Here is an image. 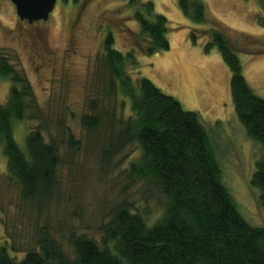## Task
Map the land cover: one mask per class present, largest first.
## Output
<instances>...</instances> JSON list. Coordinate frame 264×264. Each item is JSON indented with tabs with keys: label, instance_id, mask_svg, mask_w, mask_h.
<instances>
[{
	"label": "trees",
	"instance_id": "1",
	"mask_svg": "<svg viewBox=\"0 0 264 264\" xmlns=\"http://www.w3.org/2000/svg\"><path fill=\"white\" fill-rule=\"evenodd\" d=\"M73 1L71 15L81 5L74 7L78 1ZM93 2L81 3L87 7ZM103 2L108 6V2ZM109 2L117 8L99 11L91 22L98 47L91 80L96 100L79 111L81 104L76 113L65 110V118L77 132L68 122L65 125L64 118L51 124L43 119L26 75L0 54V80L8 84L7 99L0 103L5 177L20 189L22 199L49 202L56 193L54 181L63 167V158H74L83 142H97L104 135L100 142L105 148L99 154L105 160L113 161L114 154L127 146L136 147V155L123 174L159 198L162 210L149 223L146 206L116 205L99 241L85 236L69 237L70 257L44 231L35 242L37 249L20 259L15 257L18 251L14 246L4 241L0 243V264H264V225L252 226L241 216L199 115L184 111L149 80L131 78L132 71L138 68V57L169 49L168 21L155 13L149 0ZM257 2L264 12V0ZM178 5L195 25H210L209 32H213L205 51L216 47L231 72L234 115L246 137L262 152L254 164L249 185L257 194V207L264 210V99L248 86L237 51L226 40L224 31H232L210 18L200 0H178ZM121 17H126V21H121ZM116 18L120 19L119 26L114 22ZM132 23L135 28L130 26ZM76 28H68L71 47L77 46L73 44L77 41ZM192 41L197 43L195 34ZM115 42L119 49L114 48ZM34 43L39 49V44ZM74 55H79L76 49ZM117 109L120 115L116 117ZM38 119L40 125L26 130L22 142H18L16 128ZM55 128H61L58 138L51 133ZM45 133L48 140L44 139Z\"/></svg>",
	"mask_w": 264,
	"mask_h": 264
},
{
	"label": "rangeland",
	"instance_id": "2",
	"mask_svg": "<svg viewBox=\"0 0 264 264\" xmlns=\"http://www.w3.org/2000/svg\"><path fill=\"white\" fill-rule=\"evenodd\" d=\"M77 1L74 7L81 5L74 15H71L73 0H56L47 21L28 24L18 19L9 0H0V54L6 56L19 73L23 71L26 75L43 119L51 124L64 118L65 125L68 122L75 132L77 128L65 118V110L76 113L81 104L79 111L84 110L89 101L96 100L91 80L98 47L91 22L99 11L117 8L109 5V0H94L87 7L82 0ZM103 1L108 2V6H104ZM149 1L155 13L169 23V49L150 57H138V68L132 71L131 78L149 80L163 94L175 99L184 111L199 115L241 216L252 226L264 225V210L257 207V194L249 185L254 164L262 155L261 148L246 137L236 120L230 97L229 68L216 47L205 51L213 32H209L210 25H195L182 14L178 0ZM200 1L210 18L232 31L228 34L224 31L226 40L237 51L248 86L264 99V12L257 0ZM126 11L123 6L122 12ZM125 19L121 17V21ZM119 20H114L118 26ZM70 25L77 26L75 48L70 46L67 37ZM130 26L136 27L133 23ZM192 34L197 36L195 44ZM34 42L39 44V49L34 47ZM114 48H118L117 42ZM74 49L79 52L76 58ZM7 94L8 84L0 80V103L7 99ZM115 115H120L119 109ZM40 123L39 119L29 120L24 126H18L16 140L22 142L23 133L36 129ZM60 130L55 128L51 133L58 138ZM103 137L97 139L99 143L83 142L74 158L69 155L63 158V167L55 176V196L43 203L22 199L20 189L7 180L0 147V243L6 241L14 246L18 251L16 258L37 249L35 242L39 241L42 231L70 257L69 237L85 236L99 241L103 227L118 204L133 208L146 206L147 222L156 220L162 210L159 198L144 191L141 185L133 184L123 174L136 155V147H125L114 154L113 161H108L99 154L105 148L100 142ZM44 139H49L46 133Z\"/></svg>",
	"mask_w": 264,
	"mask_h": 264
},
{
	"label": "water",
	"instance_id": "3",
	"mask_svg": "<svg viewBox=\"0 0 264 264\" xmlns=\"http://www.w3.org/2000/svg\"><path fill=\"white\" fill-rule=\"evenodd\" d=\"M20 21L28 24L47 21L53 11L56 0H9Z\"/></svg>",
	"mask_w": 264,
	"mask_h": 264
}]
</instances>
